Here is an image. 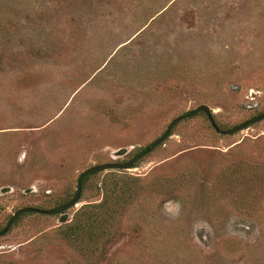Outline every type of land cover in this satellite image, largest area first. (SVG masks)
<instances>
[{"label":"rangeland","instance_id":"rangeland-1","mask_svg":"<svg viewBox=\"0 0 264 264\" xmlns=\"http://www.w3.org/2000/svg\"><path fill=\"white\" fill-rule=\"evenodd\" d=\"M202 105L221 131L264 115V0H0V232ZM105 201L97 235L64 236ZM66 214L17 218L0 264H264V121L184 120Z\"/></svg>","mask_w":264,"mask_h":264},{"label":"water","instance_id":"water-1","mask_svg":"<svg viewBox=\"0 0 264 264\" xmlns=\"http://www.w3.org/2000/svg\"><path fill=\"white\" fill-rule=\"evenodd\" d=\"M199 113H205L206 116L208 117L212 127L215 129V131L222 134V135H226V136L235 135L239 132L247 130L248 128H250L251 126H253L255 124H258V123H261L264 121V115H263V116L254 118V119H252V120H250V121H248V122H246L240 126H237L231 130L221 131L219 126L217 125L215 119H214L212 110L206 105L199 106L198 108L190 111L188 114L176 118L172 122V124L169 126L167 131L163 134V136H161L158 140H156L145 151L136 155L132 160H130L128 162H122V163H119V162L106 163V164L95 166V167L90 168V169L86 170L85 172H83L78 179L75 196L73 197V199L69 203H67L63 206H60L54 210H43V209L31 208V207L19 210L13 216L12 220L9 222L7 227L2 232H0V238L6 236L9 233V231H10L11 227L13 226V224L15 223V221L17 220V218H19L20 216H22L24 214H39V215H45V216H59V215H64L67 212L75 209L76 207H78V205L82 199L83 184H84V181L88 177L95 176V175H98V174H101L104 172H110V171H130V170H133L135 168V165L140 160H142L143 158L150 155L155 149H157L159 146H161L171 136V132L175 126H177L179 123L183 122L184 120L193 118L194 116H196Z\"/></svg>","mask_w":264,"mask_h":264},{"label":"trees","instance_id":"trees-1","mask_svg":"<svg viewBox=\"0 0 264 264\" xmlns=\"http://www.w3.org/2000/svg\"><path fill=\"white\" fill-rule=\"evenodd\" d=\"M203 114H205V113H203ZM90 178L91 177H88L84 182L88 181ZM124 193L125 192L123 191L122 195H124ZM120 194H121V189L117 187L114 189V191L112 193V197L116 198V197L120 196ZM73 197L70 200H68L67 202L63 203L61 206L69 203L73 199ZM107 203L108 202L104 203L100 207L91 206V207L85 208V210L83 211L82 218L80 219L79 222L76 221V222H73L72 224H67L68 219H66L63 222L64 223V228H63L64 231L63 232H65L64 236L67 239L78 241L83 236H88L91 238L93 235H97L101 226H102L101 224H103V223L105 225L108 224L107 220L108 221L110 220V214L111 213L114 214V209L110 210L111 213L109 212V207L107 206L108 205ZM102 211L107 214V218L99 221L97 218H98V215H99V217H101Z\"/></svg>","mask_w":264,"mask_h":264}]
</instances>
